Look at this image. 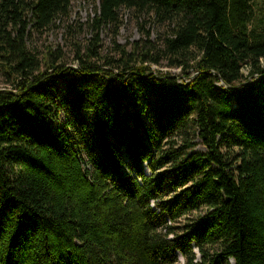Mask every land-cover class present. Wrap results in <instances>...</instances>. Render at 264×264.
<instances>
[{
	"label": "trees",
	"instance_id": "trees-1",
	"mask_svg": "<svg viewBox=\"0 0 264 264\" xmlns=\"http://www.w3.org/2000/svg\"><path fill=\"white\" fill-rule=\"evenodd\" d=\"M72 1L0 0V264H264L257 0H98L41 58ZM123 10L163 33L103 54Z\"/></svg>",
	"mask_w": 264,
	"mask_h": 264
},
{
	"label": "rangeland",
	"instance_id": "rangeland-1",
	"mask_svg": "<svg viewBox=\"0 0 264 264\" xmlns=\"http://www.w3.org/2000/svg\"><path fill=\"white\" fill-rule=\"evenodd\" d=\"M97 5L98 0H73L69 15L58 20L55 26L44 32L32 30V34L28 40L29 49L40 54L42 58L50 48L56 49L59 47L64 52L66 62L75 65L73 61L76 55V44H80L82 47L93 36L94 32L89 23L95 17ZM255 8L257 16H263L264 0H257ZM121 13L122 23L119 30L116 28V31H119L117 35L111 26L103 28L100 32L103 54L111 52L115 41L119 45H127L130 48L134 42L141 41L142 39L145 40L147 31L151 34V40L159 39V35L163 33L161 27L149 20H138L128 11L123 10ZM162 66H166V62H163ZM152 68L157 69L158 67L153 66ZM161 69L164 71L168 70L165 67ZM173 71L180 72L178 69ZM5 80L6 77L0 72V89L11 87ZM60 120L62 123L65 122L66 118L63 114H61ZM197 142L200 143V139H197ZM197 151L205 152L206 150L202 145H199ZM145 170L149 173L147 166ZM196 215L197 212L186 215L175 222L174 225L182 228L189 219H194ZM180 262L181 264H185V259L180 257ZM231 264H234V262H231Z\"/></svg>",
	"mask_w": 264,
	"mask_h": 264
},
{
	"label": "built area",
	"instance_id": "built-area-1",
	"mask_svg": "<svg viewBox=\"0 0 264 264\" xmlns=\"http://www.w3.org/2000/svg\"><path fill=\"white\" fill-rule=\"evenodd\" d=\"M223 85V84H222Z\"/></svg>",
	"mask_w": 264,
	"mask_h": 264
}]
</instances>
